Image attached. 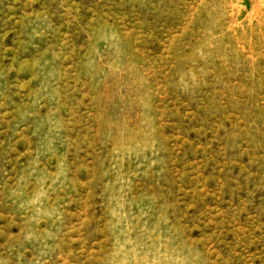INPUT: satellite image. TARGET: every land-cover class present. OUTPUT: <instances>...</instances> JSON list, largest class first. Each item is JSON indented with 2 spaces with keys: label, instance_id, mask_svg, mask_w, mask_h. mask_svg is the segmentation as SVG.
<instances>
[{
  "label": "rangeland",
  "instance_id": "obj_1",
  "mask_svg": "<svg viewBox=\"0 0 264 264\" xmlns=\"http://www.w3.org/2000/svg\"><path fill=\"white\" fill-rule=\"evenodd\" d=\"M0 264H264V0H0Z\"/></svg>",
  "mask_w": 264,
  "mask_h": 264
}]
</instances>
